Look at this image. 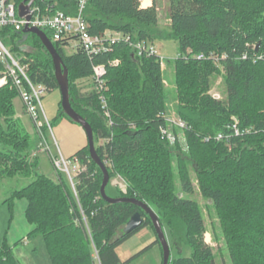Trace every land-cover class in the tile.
I'll return each instance as SVG.
<instances>
[{"label": "trees", "instance_id": "trees-1", "mask_svg": "<svg viewBox=\"0 0 264 264\" xmlns=\"http://www.w3.org/2000/svg\"><path fill=\"white\" fill-rule=\"evenodd\" d=\"M13 1L18 8L25 0ZM142 1L90 0L84 19L94 36L116 32L129 35L134 42L179 43L180 56L174 62L176 112L188 124L182 131L188 153L182 151L178 129H174L175 145L161 135L167 125L164 115L169 99L159 57H139L126 43L98 57L89 56L77 44L68 55L66 47L71 43H54L69 70L72 107L93 129L109 184L118 176L127 183V193L115 187L118 195L113 198L147 203L168 228L173 246L180 251L184 246L191 249L189 257L169 264H216L214 251L205 241L202 209L189 198L195 193L192 166L201 195L220 213L232 264H264L260 240L264 239V0H170L167 38L156 29V0L148 8H142ZM33 8L41 16L57 11L76 16L78 1L36 0ZM45 33L52 40L51 32ZM0 39L15 58L29 65L34 84L49 91L59 89L52 58L37 35L9 26L0 30ZM27 43L40 51L28 54ZM25 55L27 60L22 58ZM200 55L205 58L199 59ZM116 59L121 64L109 68L107 76L113 123L109 126L95 89L83 94L77 81L91 79L94 65H108ZM217 65L224 66L225 101L210 95L212 77L219 73ZM3 69L0 61V73ZM17 97L11 82L0 87V181L21 175L31 181L3 203L13 211L16 200L27 201L26 220L33 226L29 237L42 239L50 263L96 264L98 254L101 264H133L159 244L157 240L130 259H120L117 249L128 239L145 228L154 230L150 217L135 205L110 204L101 197L103 173L91 159L88 145L73 156L87 168L76 178L75 190L61 176L54 181L37 172V158L30 156L38 136L33 141L21 125L14 103ZM59 118L76 124L61 104ZM234 120L239 136L231 128ZM219 134L224 135L221 142L215 140ZM174 160L180 189L187 197L177 193ZM136 213L144 219L142 226L118 237ZM0 264H20L6 240L0 248Z\"/></svg>", "mask_w": 264, "mask_h": 264}, {"label": "rangeland", "instance_id": "rangeland-1", "mask_svg": "<svg viewBox=\"0 0 264 264\" xmlns=\"http://www.w3.org/2000/svg\"><path fill=\"white\" fill-rule=\"evenodd\" d=\"M156 4L159 12V24L156 29L157 31L162 33L165 38H167L166 36L167 33L170 32V25H171L169 18L170 0H156ZM154 44L158 49V53L164 59L163 62L164 63L163 76L165 81L164 85L169 99L167 114L178 116L176 112V106L178 102L177 101L178 89L176 87V72H175L174 62L180 56L179 43L175 40H161L155 42ZM25 45L27 47L26 51L28 52V54L32 55L40 51L38 50L37 47L35 49V47L30 43H27ZM75 47H76V42L75 41L71 42V45L69 47H66L67 54L68 55L73 54L76 51ZM22 58L24 60L28 59L26 55L23 56ZM217 68L219 70V73H217L212 77L210 95H212L217 100L225 101L227 94H226V87L224 84V72H225L224 66L217 65ZM4 72H5V67L3 69V72L0 73V79L3 77ZM9 82L10 81L8 80L7 84ZM12 86L18 92V90L13 84ZM77 86L83 94H89L94 90V85L91 79L88 80L86 79L84 82L79 80L77 81ZM14 103H15L16 115L20 117L21 125H23V127L31 134L33 141H35V136L37 137L38 133L32 120L30 119L29 115L26 113L24 109V105L20 99V96L15 99ZM60 104H61V94L59 89L53 91H47L43 96L42 98L43 110L46 114L47 119L51 124V129L53 132L51 133L50 131H47L46 134L49 141L48 144L50 145V151H41L37 157L30 156V158L32 159L37 158L36 171L39 172L40 174H43L54 181H59L60 179L59 176H61L63 177V179L66 180L67 183H69L68 177L63 173L59 172L53 163V159L58 156V149L53 139L54 128L60 125L59 123H61L64 120L63 118L58 119L60 113ZM57 119L59 121L54 124L53 122H55V120ZM64 121H66V119ZM71 134L72 132L69 129L67 135L71 136ZM177 134L182 151L184 153H188V142L186 140L187 139L186 134L182 133L181 131H179ZM101 143H103V141H101ZM175 144H171V145H175ZM64 157L68 160L74 158V157L68 158L66 156ZM173 167L175 169L174 180H175L177 193L180 195V197H187L180 189V177L178 172L177 160H174ZM189 168L195 186V193L189 198L197 201L202 209L203 217L206 224L205 241L214 251V255L216 256V264H232V261L230 259V254L227 250L225 235L222 229L220 213L215 209L212 201L205 199L201 195L198 185V180L196 179L194 170L192 166H189ZM30 181H31L30 178H25L22 175L17 176L15 178H5L4 180L0 181V240L3 241L6 240L7 244L10 247L16 246L14 245L16 241L15 238L20 234H22L23 232L22 229L25 227L24 225L26 224L27 221L26 220L27 202L26 200L23 199L16 200L14 203L13 211L10 210L8 204H4L3 202L10 197L13 191L27 186ZM106 191L108 195L111 197H115L118 195V192L114 187L113 181L111 182V184L107 186ZM163 227L171 246V261L179 257H189L192 253L191 249L187 246H184L181 251L176 249L173 246L168 228L165 226ZM179 227H180L179 225L177 226L175 225V228H179ZM157 240L158 237L155 231L152 228H145L140 232H138L137 234H135L130 239H128L121 246L120 256L123 260H128L131 257L141 253L146 248L154 245ZM260 240H261V246L264 247V239L260 238ZM17 247L20 248L19 252H23L25 255L30 254L32 256V259L30 261H32L33 263L51 264L46 247L41 238L31 239L29 245L26 246L17 245ZM35 249H37V252L34 251ZM19 252H18V256L20 257L21 253ZM133 264H163V249L161 244L159 243L154 245L148 252L138 257Z\"/></svg>", "mask_w": 264, "mask_h": 264}, {"label": "built area", "instance_id": "built-area-1", "mask_svg": "<svg viewBox=\"0 0 264 264\" xmlns=\"http://www.w3.org/2000/svg\"><path fill=\"white\" fill-rule=\"evenodd\" d=\"M77 1L78 14L76 16L66 15L61 11H57L52 15L41 16L39 9L32 7L29 14L30 19L27 20L26 17L20 18L18 16V8H16V4L13 0H0V30L11 26L14 27L16 31H23L26 25L31 28H38L44 32L47 30L52 34L51 41L53 44L63 41H68L69 43L75 41L76 45H80L91 57L109 54L118 44L126 43L139 57H159L162 63V69H164V59L158 53V49L153 42H134L129 35L116 32H106L98 36L90 34L89 25L84 19V11L90 0ZM198 58L204 59L205 57L200 55ZM0 61L5 67L4 75L0 79V87L6 85L8 80L16 87L24 105V109L37 130L39 142L32 156L37 157L41 151H50V145L48 144L46 134L47 131L53 132L42 106V98L49 90L44 85H37L31 81L28 75L29 65L15 58L1 39ZM120 64L121 61L119 59L109 61L108 65L96 64L93 66V74L91 77L94 89L99 96L101 110L109 126H112L113 123L107 99V92L109 91L107 84L108 69L118 67ZM164 119L167 125L161 129V135L163 139H167L173 144L176 141L174 129L176 128L182 132L188 129V124L179 116L165 114ZM234 121L231 128L235 131L236 136H239L241 132L238 128V121ZM209 140V138L206 139L207 142ZM215 140L221 142L224 140V135L219 134ZM56 146L58 149V156L53 159L54 166L59 172L68 177L70 185L73 190H75L76 178L86 171L87 168L77 157L70 160L66 159L57 143ZM112 181L114 187L120 189V191L125 194L127 193L128 186L122 177L118 176ZM96 264H101L98 254L96 255Z\"/></svg>", "mask_w": 264, "mask_h": 264}, {"label": "water", "instance_id": "water-1", "mask_svg": "<svg viewBox=\"0 0 264 264\" xmlns=\"http://www.w3.org/2000/svg\"><path fill=\"white\" fill-rule=\"evenodd\" d=\"M36 0H25L22 2L18 7V16L20 18H27L30 19V12ZM23 34H35L41 40L43 46L46 48L48 53L50 54L53 65H54V72L55 77L59 86L60 94H61V106L64 113L76 124L80 125L86 133L88 139V147L90 151L91 159L96 163V165L101 169L103 173V182L101 186V197L110 204H119V203H126L132 204L139 208H141L151 219L155 233L157 234L158 241L162 246L163 249V264H169L171 261V246L168 241V238L165 234L164 227L155 213V211L147 204L142 201L127 198V197H120V198H113L108 196L107 194V186L110 183V175L105 166V163L99 157L96 146H95V139H94V132L91 125L80 115L78 114L71 104V96H70V82H69V70L63 62L62 57L57 52L55 45L49 39L47 34L38 28H31L28 25L25 26L23 30ZM144 222V219L140 213L134 214L130 220L125 225L123 231L118 235L121 237L123 235H130L136 230H138Z\"/></svg>", "mask_w": 264, "mask_h": 264}, {"label": "crops", "instance_id": "crops-1", "mask_svg": "<svg viewBox=\"0 0 264 264\" xmlns=\"http://www.w3.org/2000/svg\"><path fill=\"white\" fill-rule=\"evenodd\" d=\"M144 4H145V1L142 2V7L148 8V7L152 6L153 0H150V5H148V6H145ZM85 80L86 79L80 80V81L84 82ZM64 120L61 123H59L60 125H58L54 128V138L53 139H54L55 145H56V143L59 145V148H60L63 156L71 158L79 150H81L87 146L88 139H87L86 133L82 127H80V126L78 127V126L70 123L69 121H67V120L64 121ZM69 129L72 132L71 136L67 135V132ZM36 142L38 144V142H39L38 137H37ZM26 205H28V204H26ZM24 226L25 227L22 229V231H23L22 234H20L19 236H17L15 238L16 241H15L14 245H16V246H11L13 248L17 258L19 257L18 252L20 249V248H18L19 246L17 247V245H25L26 246V245H29V242L31 241L29 235L33 231V226H31L29 223H27V221H26V224ZM3 242H4L3 240H0V248L2 247ZM17 242H19V243H17ZM120 249H121V247H119L117 249V253H118L120 259L122 261H125L120 256ZM34 251L37 252V249H35ZM19 253H21L20 254L21 256L18 258L20 264H36V263H33L32 261H30L32 259V256L30 254L25 255L23 252H19Z\"/></svg>", "mask_w": 264, "mask_h": 264}, {"label": "bare ground", "instance_id": "bare-ground-1", "mask_svg": "<svg viewBox=\"0 0 264 264\" xmlns=\"http://www.w3.org/2000/svg\"><path fill=\"white\" fill-rule=\"evenodd\" d=\"M145 5L146 6L150 5V0L145 1Z\"/></svg>", "mask_w": 264, "mask_h": 264}]
</instances>
